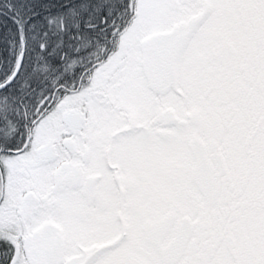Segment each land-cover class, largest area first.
<instances>
[{"label":"snow or ice","instance_id":"6c2138e0","mask_svg":"<svg viewBox=\"0 0 264 264\" xmlns=\"http://www.w3.org/2000/svg\"><path fill=\"white\" fill-rule=\"evenodd\" d=\"M0 264H264V0H0Z\"/></svg>","mask_w":264,"mask_h":264}]
</instances>
